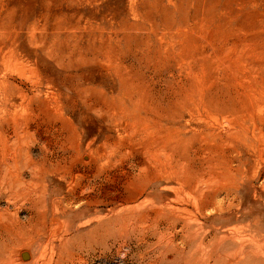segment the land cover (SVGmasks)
Wrapping results in <instances>:
<instances>
[{"label": "rangeland", "instance_id": "1", "mask_svg": "<svg viewBox=\"0 0 264 264\" xmlns=\"http://www.w3.org/2000/svg\"><path fill=\"white\" fill-rule=\"evenodd\" d=\"M0 210V264H264V0H0Z\"/></svg>", "mask_w": 264, "mask_h": 264}, {"label": "bare ground", "instance_id": "2", "mask_svg": "<svg viewBox=\"0 0 264 264\" xmlns=\"http://www.w3.org/2000/svg\"><path fill=\"white\" fill-rule=\"evenodd\" d=\"M73 154V153H72ZM86 155V154H85ZM87 158V156H86ZM9 193V192H8ZM10 196L12 197V194H13V197L12 198H16L19 196L18 193H13V192H10ZM23 195V194H21ZM30 195V194H29ZM10 197V198H11ZM27 197V196H26ZM16 201V199L14 200ZM35 203V202H34ZM37 207V206H35ZM8 212V211H7ZM40 213V212H39ZM6 216H4V213L2 210H0V218L1 217H7V214H5ZM10 216V215H9ZM39 218V217H38ZM7 221V220H6ZM10 221V220H9ZM12 221V220H11ZM36 221V220H35ZM11 222L9 223H3L1 220H0V253L4 252V250H6L7 248V241H8V238H12L13 235H15L16 231H15V226L14 225H10ZM13 240V239H12ZM11 240V241H12ZM60 259V258H59ZM2 260H0L1 262ZM58 262V261H57ZM5 263V262H4ZM3 264V263H1ZM46 264H52V260H49L48 263Z\"/></svg>", "mask_w": 264, "mask_h": 264}, {"label": "water", "instance_id": "3", "mask_svg": "<svg viewBox=\"0 0 264 264\" xmlns=\"http://www.w3.org/2000/svg\"><path fill=\"white\" fill-rule=\"evenodd\" d=\"M22 257H23V258H27V257H28V254H27V253H23V254H22Z\"/></svg>", "mask_w": 264, "mask_h": 264}]
</instances>
